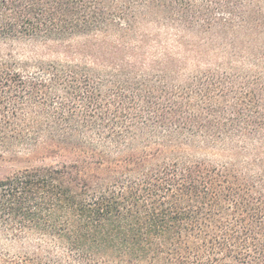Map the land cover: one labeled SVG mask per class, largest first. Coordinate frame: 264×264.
I'll list each match as a JSON object with an SVG mask.
<instances>
[{"label":"trees","instance_id":"16d2710c","mask_svg":"<svg viewBox=\"0 0 264 264\" xmlns=\"http://www.w3.org/2000/svg\"><path fill=\"white\" fill-rule=\"evenodd\" d=\"M0 264H264V0H0Z\"/></svg>","mask_w":264,"mask_h":264}]
</instances>
